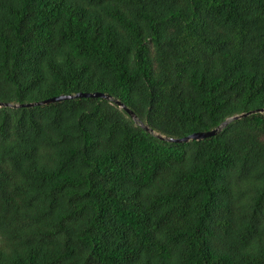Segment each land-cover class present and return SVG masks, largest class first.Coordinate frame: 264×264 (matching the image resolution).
I'll return each mask as SVG.
<instances>
[{"label": "trees", "instance_id": "16d2710c", "mask_svg": "<svg viewBox=\"0 0 264 264\" xmlns=\"http://www.w3.org/2000/svg\"><path fill=\"white\" fill-rule=\"evenodd\" d=\"M93 93L0 108V264H264V112L158 137L264 110V0H0V103Z\"/></svg>", "mask_w": 264, "mask_h": 264}, {"label": "water", "instance_id": "95a60500", "mask_svg": "<svg viewBox=\"0 0 264 264\" xmlns=\"http://www.w3.org/2000/svg\"><path fill=\"white\" fill-rule=\"evenodd\" d=\"M78 97H102L105 99H110L111 97L108 95H104V94H99V93H93V94H77V95H68V96H58V97H54V98H50L44 101H40V102H36V103H28V104H10V103H0V108L3 107H11V108H30V107H36V106H45V105H49L52 103H57V102H61V101H65V100H70V99H75ZM118 104V106H120L121 108L126 109V106L120 102L117 101L116 102ZM129 112V114L131 115V117L135 120L136 123L141 124V126L143 128H145L148 132H153L151 131V129L148 126H145L143 123H141V120L130 110H127ZM264 110H258V111H251L248 113H244L241 115H237L234 117H231L229 119H227L223 124H221L218 128L211 130V131H207V132H199V133H195L192 134L190 136H186L183 138H168V137H164L161 135H158L159 138L166 140L168 142H172V143H188L190 141L196 140V141H202L208 138H212L217 136L219 133H221L228 125H230L232 122L236 121V120H241L243 118L249 117L253 114L256 113H263Z\"/></svg>", "mask_w": 264, "mask_h": 264}]
</instances>
